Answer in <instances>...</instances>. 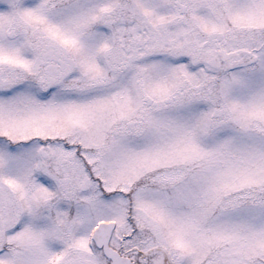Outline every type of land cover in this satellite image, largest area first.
Returning a JSON list of instances; mask_svg holds the SVG:
<instances>
[{"label": "snow or ice", "instance_id": "6c2138e0", "mask_svg": "<svg viewBox=\"0 0 264 264\" xmlns=\"http://www.w3.org/2000/svg\"><path fill=\"white\" fill-rule=\"evenodd\" d=\"M0 264H264V0H0Z\"/></svg>", "mask_w": 264, "mask_h": 264}]
</instances>
